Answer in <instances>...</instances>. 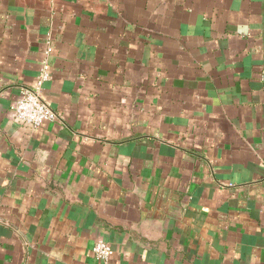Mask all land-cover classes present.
Listing matches in <instances>:
<instances>
[{
    "label": "crops",
    "instance_id": "0c3cea01",
    "mask_svg": "<svg viewBox=\"0 0 264 264\" xmlns=\"http://www.w3.org/2000/svg\"><path fill=\"white\" fill-rule=\"evenodd\" d=\"M50 47L35 129L11 107ZM264 264V0H0V264Z\"/></svg>",
    "mask_w": 264,
    "mask_h": 264
},
{
    "label": "built area",
    "instance_id": "2783aa9c",
    "mask_svg": "<svg viewBox=\"0 0 264 264\" xmlns=\"http://www.w3.org/2000/svg\"><path fill=\"white\" fill-rule=\"evenodd\" d=\"M51 48L44 50V58L39 64L38 73L31 87L21 88L19 95L11 107L16 122L38 129L45 123L55 119V112L42 100L44 83L51 78V68L47 61ZM92 254L99 264H115L114 250L103 239H97L92 246Z\"/></svg>",
    "mask_w": 264,
    "mask_h": 264
}]
</instances>
